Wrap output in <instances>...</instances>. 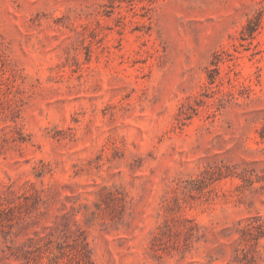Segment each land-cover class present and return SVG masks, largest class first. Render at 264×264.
I'll list each match as a JSON object with an SVG mask.
<instances>
[{"label": "rangeland", "instance_id": "obj_1", "mask_svg": "<svg viewBox=\"0 0 264 264\" xmlns=\"http://www.w3.org/2000/svg\"><path fill=\"white\" fill-rule=\"evenodd\" d=\"M0 264H264V0H0Z\"/></svg>", "mask_w": 264, "mask_h": 264}]
</instances>
